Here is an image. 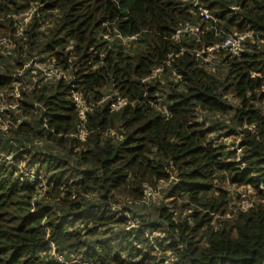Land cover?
Wrapping results in <instances>:
<instances>
[{"label":"trees","instance_id":"1","mask_svg":"<svg viewBox=\"0 0 264 264\" xmlns=\"http://www.w3.org/2000/svg\"><path fill=\"white\" fill-rule=\"evenodd\" d=\"M198 3L214 21L191 0H0V36L16 45L0 54V109L28 85L16 111H0V264H62L53 250L75 264H264V0ZM32 5L41 17L16 39L13 16ZM187 23L201 32L174 41ZM106 24L137 41L109 43ZM235 32L254 36L241 58H196ZM34 57L66 77L27 79ZM75 93L90 107L84 124ZM108 94L128 104L113 111ZM79 125L85 140L71 137ZM147 186L166 188L148 214L123 206ZM242 186L258 200L234 212Z\"/></svg>","mask_w":264,"mask_h":264},{"label":"built area","instance_id":"2","mask_svg":"<svg viewBox=\"0 0 264 264\" xmlns=\"http://www.w3.org/2000/svg\"><path fill=\"white\" fill-rule=\"evenodd\" d=\"M191 1L194 4V8L196 9V11L199 13V15L202 18L208 21L215 20L212 14L210 13V11L198 3L199 0H191ZM232 9L234 11H237L239 7L237 5H234ZM35 14H37L38 17H41L39 9L36 6L32 5L31 8L25 14L13 16V18L16 21L15 32H14V36L16 39H20L24 37L26 27L28 26L30 20ZM106 26H107V33L103 34V38L109 43H113L115 41L122 42V43H131V42L137 41L138 39V36H126L122 34L115 27L111 29L109 24H106ZM41 29L47 30V27L41 26ZM199 32H201V28L199 25H193V24L187 23L176 31L173 39L174 41H179L182 37L186 36L187 34L194 35V34H199ZM253 37L254 36L252 32L245 33V34H240L238 32H235L234 34L225 37V39L221 43L214 44L213 46L208 47L205 50L197 51L196 58L199 60H202L203 62H211L212 60L217 58V53L222 50L226 51L232 57L241 58L246 48V43L248 39H253ZM252 43H255V42L252 41ZM15 46H16L15 42L10 36H0V54L12 56ZM22 57H25V56H22ZM23 67H24L23 68L24 70H29L30 72L27 79L33 81L34 83L37 82L38 77H41L43 79V82L45 83H50L53 80L66 77L63 72L56 69L53 63L42 62L39 57H34L30 59L28 62L24 64ZM161 72L162 70L160 68L154 70L151 76L142 80V83H146L150 80L157 78L161 74ZM26 89H28L27 83H23V82L16 83L10 95L15 101L7 103V101L5 100L4 102L1 103L2 107L0 111H5V110L16 111L18 108V100L21 98V92ZM73 98H74L73 99L74 105L78 112V116L81 121V124H84L86 120V116L90 110V107L89 105H87V102L83 99L81 94L75 93L73 95ZM104 102H108L113 111H119L128 104L127 100L118 94H115V95L108 94L101 101V103H104ZM159 108L160 110H162L164 114H169L168 109L165 106L162 105ZM22 122H23V118L21 117L18 119V123L21 124ZM80 125L78 126V131L72 134L71 137H74L78 140H85L87 136V132ZM6 127H7V124L3 122L2 117H0V130L5 131L7 129ZM44 127L48 128V123L46 120L44 122ZM254 128L255 127H251V129H254ZM230 139L232 138L222 137L220 141H224V143L229 145ZM236 152H237V161L239 162L241 157L243 156V149L240 146H237ZM3 157L7 161H10L11 163L16 162L17 160L16 158H13L11 155H4ZM17 163H19L20 169L24 171V175L26 176V178L33 181L35 179L34 168H27V166L26 167L22 166V164L24 163L20 160ZM148 188L150 189V187L148 186L146 187L145 198L141 202H133L132 200V203L139 204V206L149 205L155 198H153L152 195L147 196V191L149 190ZM262 190L264 191V186H262ZM252 204H253L252 200L246 197L240 203V208L242 210H247L248 208L252 206ZM125 216L129 218L128 229L135 227L137 219L132 218L129 214H125ZM51 246L53 247V244H51ZM51 255L54 256V258H56L57 260H59L60 263L62 264H75L76 263L75 261H72V262L65 261L63 257L61 255L56 254L54 250ZM80 264H90V263L86 262V263H80Z\"/></svg>","mask_w":264,"mask_h":264},{"label":"rangeland","instance_id":"3","mask_svg":"<svg viewBox=\"0 0 264 264\" xmlns=\"http://www.w3.org/2000/svg\"><path fill=\"white\" fill-rule=\"evenodd\" d=\"M1 35V34H0ZM229 120V119H228ZM224 142V141H222ZM234 142V138L230 139L229 141V144H232ZM22 166H25V164H22ZM42 176V175H41ZM43 178V176H42ZM149 189V188H148ZM166 189V188H164ZM164 189H162V187H159L158 189H153V188H150L148 191H147V196H150L152 195L153 198H155L153 201H160L161 198L163 197L162 195V192L164 191ZM235 191H233V194H232V201H231V205L230 207L232 206V208H230L232 211H237V208H239L240 206V200L237 198V192L241 194V198L242 200L245 199L246 197L247 198H250L252 200V202L254 203L255 201H257V197H255V194L256 192L253 191L251 188L249 187H246V186H242L240 188H236V187H233L231 188ZM245 197V198H244ZM122 203H123V206H131L132 208L136 209L137 211L143 213L144 215L145 214H148L149 213V208L150 207H143V206H139V204H133L132 203V200L133 199H130V201L127 202L128 205L125 204V200H127V198L123 197L121 198ZM236 207V208H235ZM159 233H155V236L156 237Z\"/></svg>","mask_w":264,"mask_h":264}]
</instances>
